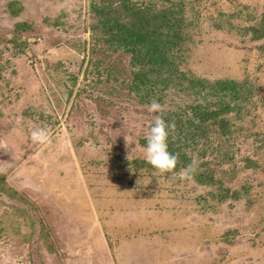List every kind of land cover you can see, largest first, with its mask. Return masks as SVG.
Masks as SVG:
<instances>
[{"label":"rangeland","instance_id":"1","mask_svg":"<svg viewBox=\"0 0 264 264\" xmlns=\"http://www.w3.org/2000/svg\"><path fill=\"white\" fill-rule=\"evenodd\" d=\"M156 1L154 10L170 2ZM175 1L198 22L190 61L206 78L247 83L264 130V41L239 35L249 23L237 15L260 16L264 0ZM130 3L0 0V181L16 192L0 193V264H264V172L241 162L264 163V150H253L259 142L238 147L226 188L251 187L250 198L239 202L220 203L217 191L205 194L209 188L126 168L144 160L141 142L155 115L141 92L129 91L141 66L120 52L106 82L89 58L95 46L107 48L92 39L97 6L128 23ZM220 11L234 15L236 33L227 25L215 30ZM168 93L163 117L195 102ZM34 126L48 131L49 143L31 141Z\"/></svg>","mask_w":264,"mask_h":264},{"label":"trees","instance_id":"2","mask_svg":"<svg viewBox=\"0 0 264 264\" xmlns=\"http://www.w3.org/2000/svg\"><path fill=\"white\" fill-rule=\"evenodd\" d=\"M165 1H170L167 6L154 10L156 0L155 6L151 5L152 0H131L127 10L132 18L128 23L114 16L110 17L107 7L97 6L100 19L91 29L92 39L98 41V46L106 45L107 48L97 49L95 46L96 50H93L89 58L90 63L99 73L106 74V82H111L114 72H110V69L115 68L114 59L116 64L115 57L119 58L120 52L124 51L132 56L135 65L141 66L133 75L129 91L141 92L146 103H150L152 98L161 103L163 97L169 95V91L175 95L181 93L192 96L195 100L193 104L176 112L165 113L163 117L167 123L175 125L168 138V150L178 155L174 171L179 172L195 159L198 167L189 181L193 186L199 189L209 188L205 194L210 196L217 191L220 203L239 202L245 197L248 200L251 187L226 188V183L233 181L237 153L241 152L238 147L241 144H247L246 140L257 141L260 145L253 150L257 153L264 150V130L253 116L254 104L258 103L255 92L247 87V83L234 79H209L204 76V72L196 69V63L190 61L194 58L190 46L195 47V32L200 31L198 22L194 16H188L182 2ZM14 6L20 8L18 2L10 4L12 14L16 9ZM219 13V18L213 19L215 30L221 31L223 25H227L228 28L231 26L230 33H236L233 29L236 27L231 24V17L234 15L226 17L224 12ZM241 14L247 16L249 25L241 24L238 27L241 33L239 35L251 42H263L264 13L255 16L252 12H237L238 17H242L239 16ZM261 45L264 49V42ZM109 50L112 51L108 53ZM190 64L194 65L193 69L188 68ZM146 76L152 77L151 82L146 81ZM245 132L251 134L244 136ZM141 143L144 147L145 141ZM191 153H197V156H192ZM116 161L120 162L119 159ZM241 162L248 170L264 172V163L258 160L245 157ZM128 163L126 168L146 170L156 180L170 179L173 184H182L171 173L158 174L144 160ZM224 166L233 168L227 171L223 169ZM0 193L9 198L16 195L2 181ZM205 202L207 204V199ZM24 213L29 212L24 210Z\"/></svg>","mask_w":264,"mask_h":264},{"label":"clouds","instance_id":"3","mask_svg":"<svg viewBox=\"0 0 264 264\" xmlns=\"http://www.w3.org/2000/svg\"><path fill=\"white\" fill-rule=\"evenodd\" d=\"M147 111L155 115L145 133L143 147L145 162L158 174L171 173L175 179L191 181L198 167L195 159L179 172L174 171L178 163V155L168 150V138L175 125L163 119L164 105L153 100L147 105ZM29 137L34 144L38 145H44L50 141L48 131L39 126H34L30 130ZM125 140L128 142L126 137Z\"/></svg>","mask_w":264,"mask_h":264}]
</instances>
